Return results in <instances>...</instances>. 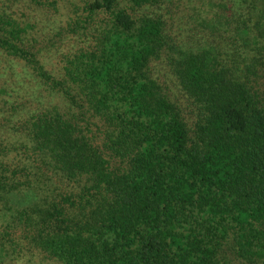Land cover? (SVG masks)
Segmentation results:
<instances>
[{"label":"trees","instance_id":"16d2710c","mask_svg":"<svg viewBox=\"0 0 264 264\" xmlns=\"http://www.w3.org/2000/svg\"><path fill=\"white\" fill-rule=\"evenodd\" d=\"M77 1L0 0V264L19 227L60 264H264V0Z\"/></svg>","mask_w":264,"mask_h":264},{"label":"rangeland","instance_id":"374dc122","mask_svg":"<svg viewBox=\"0 0 264 264\" xmlns=\"http://www.w3.org/2000/svg\"><path fill=\"white\" fill-rule=\"evenodd\" d=\"M55 1H57V7L60 8L59 13L64 19H68L70 11L74 9L75 6L81 7V3H78L77 0H48V2L50 3H53ZM81 12L82 10L79 12L78 16L79 19L84 22L86 16H82ZM87 22L90 23V20H88ZM42 49L45 53L49 52V47H43ZM72 111L73 110H70L69 112ZM77 113L78 115H72V119L75 120V118L82 116L81 110H78ZM105 157L111 163L110 156L107 157L105 155ZM111 165H113V167L111 168L115 169L114 171L117 170L116 172H123L127 168L129 169V164L127 161L120 162V164L118 165H114L113 163H111ZM23 166H26V162L21 164V167ZM27 168L30 174L29 182L33 183L34 187L40 189L39 196H41L43 199H45V197L51 196V198L54 199V202L61 204L64 197H71L72 203L68 204V214L66 215L69 224L73 225L75 222L84 223L87 221L90 216L91 210H88V212L83 211L79 205L83 203L89 205L87 202L91 201L92 205L96 207V201L93 199L99 197L96 195H94L93 197H90L89 195L87 197L82 196V190L84 186L88 184L85 179L79 183H72L69 181L66 182L65 180H61L58 176H55L52 173L44 172L43 176V174L40 173L41 171H39L35 167ZM47 201L49 203L47 206H50L51 201L49 199H47ZM2 224L3 222L0 220V225ZM11 232L12 236L7 241V251L9 253V257L7 259L8 264H60L59 262L46 255L44 252H41L33 247L29 240L26 239L27 232L25 233V231L21 227L12 228ZM226 258L230 264H249L246 259H243L238 254L237 249L234 245L227 246Z\"/></svg>","mask_w":264,"mask_h":264}]
</instances>
